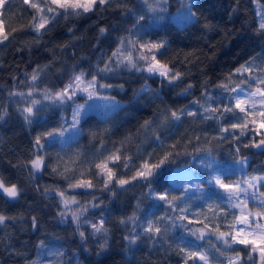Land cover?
<instances>
[{"label":"trees","instance_id":"16d2710c","mask_svg":"<svg viewBox=\"0 0 264 264\" xmlns=\"http://www.w3.org/2000/svg\"><path fill=\"white\" fill-rule=\"evenodd\" d=\"M147 2L152 4L153 0ZM263 6L264 0H194L195 22L183 23L175 18L176 11L182 7L181 0H167L163 13L150 12L145 0H111L109 5H97L94 11L86 14L59 15L46 26V30L37 33L30 27L34 10L23 5L22 0H10L4 15L5 32L11 35L8 41L0 43V114L5 110L7 113L0 120V179L6 186L16 184L20 195L13 199L0 193V214L8 218L0 224V264H33L34 261L36 264H183L179 247L189 240L197 251L214 248L224 254L213 259L214 253L209 251L211 264H225L224 257L235 255L212 237L204 240L190 237L179 221L162 236L149 239L141 235L135 243H129L132 236L142 233L146 220L163 216L167 206L155 199V193L149 194V189L141 181H132L123 188L113 184L104 190L95 176L92 161L101 142L107 149H101L105 156L123 144L122 160L114 171L118 178L130 180L149 154L155 162L176 144L178 154L160 170L152 183L156 193L168 191L174 196L183 193L181 186L171 181V172L179 166L188 168L205 189H212L207 183L211 170L200 163L208 156V149L216 157L215 167L219 169H231L236 173L232 168L234 161L247 157V173H264V149L243 147L252 143L250 134L240 137L239 142L229 134H225L227 138L224 140L214 139L219 136L220 125L212 119H203L205 114L193 104L194 100L205 103L202 95L205 90L213 97L219 96L221 90L216 85L246 61L256 58L258 64L264 63V33L259 30ZM257 9L263 11L258 13ZM128 10L137 16H145V20L140 21L143 28L138 29L142 41L167 42L165 49L161 50L163 56L158 55V58L171 61L170 66L184 73L183 80L170 86L134 70L118 68L115 73H109L101 82L113 87L103 92L121 104L103 117L93 111L83 115L80 134L67 147L46 144L49 154L46 164L50 166L33 175L28 161L34 158V138L48 129L66 127L68 121L64 117L71 113L72 105L45 107L29 124L18 110L24 107V103L19 98L10 97L9 93L27 92L30 76L37 68L42 78L36 87H47L52 91L62 88L73 70L95 73L96 66L103 67L116 49L118 39L127 36L135 23V16L129 15ZM157 16L163 18L157 19ZM13 28L15 32H12ZM101 28L107 31L101 33ZM145 83L152 91H140ZM189 83L193 87L184 94L183 89ZM181 108L200 114L195 118L185 116L178 122L165 120L170 111ZM146 121L149 122L147 125ZM223 124L227 126L228 121ZM70 135L66 133L65 139ZM237 147L239 153L235 151ZM64 152L69 155L82 153L77 165H72L76 171L69 173L73 176L71 180L52 172L56 154ZM124 156L131 157L127 168L122 166ZM79 172H84L83 178L91 179L95 188L69 190L66 195H74L82 204L96 197L99 207H90L86 219L95 223L103 218L106 233L93 234L90 224L83 223V219L79 229L70 218L61 221L57 213L62 205L56 194L45 192V189L52 188L63 191L68 183L75 182ZM228 179H235V175L227 176ZM199 195L193 190L189 199L190 217L197 211L211 215L205 201L196 199ZM209 196L205 199L213 203L215 197L209 199ZM168 214L173 213L169 211ZM133 215L138 218L135 224L127 221ZM33 217L36 218L35 228ZM198 219L203 220L204 216ZM121 220L126 222L121 223ZM220 223L221 231H227L225 222ZM160 227L163 228L164 223ZM80 231L85 233L84 239L80 237ZM41 241L47 247H41ZM57 250L63 252L62 257L52 255Z\"/></svg>","mask_w":264,"mask_h":264},{"label":"snow or ice","instance_id":"6c2138e0","mask_svg":"<svg viewBox=\"0 0 264 264\" xmlns=\"http://www.w3.org/2000/svg\"><path fill=\"white\" fill-rule=\"evenodd\" d=\"M10 0H0V43L9 40L11 33L5 32L6 17L4 15L7 4ZM23 5L31 10H34L30 27L35 32L39 33L46 30V26L50 25L56 20L57 16L69 14L80 15L81 13H89L95 10L97 5L101 7L109 5L111 0H22ZM167 0H153L149 4L145 0V6L150 12L163 13L166 11L164 7ZM194 0H183L182 9L178 21L183 23L195 22L196 13L193 11ZM129 15L135 16V23L129 30V34L118 39L116 49L111 53L108 59L104 62L103 67L96 66L95 73H90L83 69L79 71L73 70L72 75L68 81L63 84V87L52 91L45 87L38 89L36 84L42 78L39 68L34 69L30 76V86L27 92H10V97L19 98L24 103V107L19 108L23 119L31 124L36 113L42 111L45 107L53 105L71 106L72 109L71 122L67 126L48 129L38 134L33 141L34 158L28 161V166L32 170V174L43 171L46 164L48 152L45 147L55 146L60 144L62 148L67 147L71 140L75 139L80 134V121L83 115L86 114L87 109L94 107V102L97 100H104L103 107L108 110H114L118 107V102H115L114 97L101 96V89L112 88L113 85L102 83L101 79L107 77L109 73H115L116 69L124 68L138 73H146L149 78L156 77L161 84L167 83L170 86H175L184 78V73L170 66L171 61H163L158 58L163 56L162 49H165V40H141V33L138 29H142L143 25L140 21L145 20L144 15H135L132 10H128ZM162 19V16L155 17ZM259 30L264 33V14L260 15ZM16 29L13 28L12 32ZM101 33L107 31L105 28L100 29ZM113 65L116 67L114 68ZM100 74H103L101 77ZM237 78V79H234ZM255 85V87H253ZM122 88L123 86L120 85ZM193 87L192 84H187L183 89V93L187 94ZM221 90L219 96L213 97L206 90L202 94L205 103L201 104L200 100H194L193 104L198 105L201 112L205 115L203 119H212L220 125L218 131L219 136L214 139L224 140L225 134L232 136L233 140L239 142L240 137L251 136L252 143L244 144L243 147H255L264 149V63H257L256 58H252L234 68L229 72L220 83L216 85ZM141 92L147 93L152 91L150 86L145 83L140 89ZM158 94V93H157ZM227 94V95H225ZM37 95L39 99L35 98ZM78 97L84 99L83 103H76ZM92 101L93 104L89 102ZM47 102V103H45ZM215 102V106H213ZM0 114V120L6 115ZM197 111L189 110L188 108H181L172 110L165 120L173 122L181 121L183 117H197ZM223 121H228L227 126ZM149 122H145L147 125ZM71 130V135L65 139L66 133ZM237 130H239L237 135ZM95 136L96 134L93 133ZM159 140V137H156ZM197 140L199 137L196 138ZM176 144L170 146L172 149L164 153L157 161L152 162V156L142 160L139 164L135 175L131 179L118 178L114 168L119 166L122 160L120 147L104 155L103 151H107L103 142H101L100 149H97V155L93 158L92 168L95 169V176L100 180L103 189L108 190L109 187L115 184L123 188L132 181H141L145 187L149 189V194L155 193V199L163 202L167 206L165 214L156 219H148L145 221L146 226L143 227L142 233L132 236L129 243H135L141 235L149 239H155L157 236L166 234L170 228L177 226V221L181 222L182 227L190 237H195L196 240H204L207 234H211L217 241H220L222 246L235 255L224 257L227 264H264V173L249 174L245 171V166L248 163L247 157H240L235 160L232 168L236 170L233 173L231 169H219L215 167L216 157L211 154L212 150L208 149V156L202 159L200 163L211 170L207 183L212 186L211 190H207L204 184L199 180L195 184L189 183L187 186L182 185L183 193L181 195H171L168 191L156 193L152 187L154 178L159 174L160 170L167 164L171 163L174 156ZM101 149L103 151H101ZM239 153L240 149H235ZM65 156L68 157L65 160ZM82 153L75 152L69 155L67 152L63 154H56V165L52 166V172L63 177L65 180L73 179L69 173H74L76 169L72 165H77L81 160ZM131 163L130 156L123 157V167L127 168ZM235 175V179L226 180L227 176ZM84 172H79L76 176L75 182L68 183L66 188L61 191L57 188L45 189L49 195L55 193L59 204L62 205L57 215L61 221L71 219L75 223L77 229L83 223L90 224L93 234L106 233L105 220L101 218L95 223L86 219L89 208H97L96 197H93L91 202L81 203L74 195L68 196L66 193L69 190H88L94 189L95 184L91 179H84ZM193 189L199 192L200 195L196 199L205 201L207 211H197L192 217L189 216L191 205L189 199L193 193ZM209 191L211 195L209 196ZM0 193L7 198H17L20 195V189L16 184L6 186L4 181L0 179ZM215 197L213 203H208L205 199ZM253 202L254 207H249V202ZM183 205V206H181ZM75 209V210H74ZM172 212L169 215L168 212ZM179 213V215H176ZM204 216V219L198 217ZM229 217L231 219L229 220ZM8 218L0 214V224L5 223ZM138 218L135 215L128 217L127 221L136 223ZM220 221L225 222L224 226L227 231H221ZM121 220V223H125ZM169 222V223H165ZM186 222V223H184ZM33 228L36 227V218H32ZM164 223L161 228L160 224ZM195 225H199L198 227ZM82 239L85 238L83 231L79 232ZM41 247H47L44 241L40 242ZM209 251H213V259H217L224 254L219 249L209 248L201 251L195 250L193 242L187 241L184 246L179 247V253L183 255V264H210ZM243 252V254H242ZM57 258L63 256V252L57 250L52 253ZM33 264H36L34 261Z\"/></svg>","mask_w":264,"mask_h":264},{"label":"rangeland","instance_id":"374dc122","mask_svg":"<svg viewBox=\"0 0 264 264\" xmlns=\"http://www.w3.org/2000/svg\"><path fill=\"white\" fill-rule=\"evenodd\" d=\"M181 1L183 2V0H181ZM256 6H257V4H256ZM263 8H264V6H263ZM182 11H183L182 7L176 11L175 18L177 20H178V17L180 16V14H181ZM262 11H263L262 9H257V12L258 13H260ZM103 90L104 89H101L100 90L101 96L112 97V96L104 93ZM83 102H84V99L82 97H78L77 100H76V103H83ZM115 102H118V105L121 104V102L119 100H117L116 98H115ZM89 103L90 104H93L92 101H90ZM105 103H108V102L107 101H104V100H97V101H95L94 102L95 106L87 109L86 113L87 112H90V111H93V112H95L97 115H99L101 117L106 116L107 114L111 113L113 110L110 111L108 109H105L103 107V105ZM73 107H74V105H72V109H73ZM71 116H72V110H71V113L69 115H66L64 117V119L66 121H68L67 123H70L71 122ZM69 133H71V130L69 131ZM171 181L174 184H176V185H180V186L184 185V186H187L189 183L195 184L197 182V178L194 176V174L188 168L183 167V166H179V167H175L173 169V171L171 172ZM193 190H195V189H193ZM249 207L250 208H253L254 207L253 202H251V201L249 202ZM206 237H212V238L215 239V237L213 235H211V234H207ZM225 264H227V261H226Z\"/></svg>","mask_w":264,"mask_h":264}]
</instances>
